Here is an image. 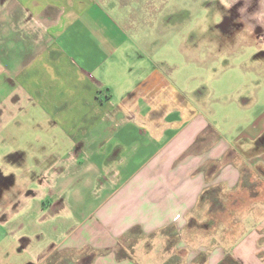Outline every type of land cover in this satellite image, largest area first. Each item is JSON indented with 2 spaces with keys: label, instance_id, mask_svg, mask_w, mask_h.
Listing matches in <instances>:
<instances>
[{
  "label": "crops",
  "instance_id": "crops-1",
  "mask_svg": "<svg viewBox=\"0 0 264 264\" xmlns=\"http://www.w3.org/2000/svg\"><path fill=\"white\" fill-rule=\"evenodd\" d=\"M225 1L255 18L262 55L223 132L171 89L167 60L140 53L162 50L142 33L177 28L176 3L169 18L167 0H0V156L21 163L2 165L15 182L0 205L32 207L50 253L264 264V0Z\"/></svg>",
  "mask_w": 264,
  "mask_h": 264
},
{
  "label": "rangeland",
  "instance_id": "rangeland-1",
  "mask_svg": "<svg viewBox=\"0 0 264 264\" xmlns=\"http://www.w3.org/2000/svg\"><path fill=\"white\" fill-rule=\"evenodd\" d=\"M175 3L178 16L173 23L178 25L177 28H170L162 34L154 31L142 33L150 41H160L163 44L162 50L156 51L150 47L146 51L141 49L140 53L144 59L167 60L166 71L169 82H172L169 83L171 89L199 104L205 113L212 114L211 118L220 126L219 130L224 132L227 123H231L228 116L234 117L231 110L239 105L241 91L244 95L255 91V77L248 80L246 86L244 76L246 71L254 76L255 57L262 55L261 47L257 45L261 36L253 28L255 18H245L241 13L243 11L232 15L225 0H167L169 18L175 11ZM226 15H231L234 21H224ZM115 98L119 100L121 97ZM237 126L236 132L244 130L241 124ZM20 146L28 147L26 143ZM28 163L33 164L34 161L30 159ZM20 164L9 157L0 156V199L5 196L3 191L11 188L15 182L12 176H7L1 170L2 165L19 173ZM18 183L20 185L22 182L18 180ZM236 207L233 212L228 209L225 213L217 214L215 220H212L213 225L222 230L224 225L237 219L239 206ZM0 213V264H88V257L82 254L49 252L51 243L48 235H36L31 231L37 224L31 219L32 213L35 214L32 207L0 205ZM207 215L204 217L206 222L210 219ZM193 230L196 227L192 225L187 233L191 235ZM175 239L174 235L168 236L167 250L174 246Z\"/></svg>",
  "mask_w": 264,
  "mask_h": 264
},
{
  "label": "flooded vegetation",
  "instance_id": "flooded-vegetation-1",
  "mask_svg": "<svg viewBox=\"0 0 264 264\" xmlns=\"http://www.w3.org/2000/svg\"><path fill=\"white\" fill-rule=\"evenodd\" d=\"M229 8H230V9H229V11H230L229 13H232V15H233V13L237 14V11L235 10V8H234L233 6H231V7H229ZM227 17H228L229 19H228ZM244 17H245V16H244ZM236 18H237V17H236ZM245 18H246V17H245ZM224 21H226V22H227V21H232V22H233V21H234V18H233L231 15H226V17H224ZM226 22H225V23H226Z\"/></svg>",
  "mask_w": 264,
  "mask_h": 264
}]
</instances>
